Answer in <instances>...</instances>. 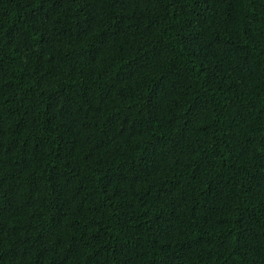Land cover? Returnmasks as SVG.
Here are the masks:
<instances>
[{"label": "trees", "instance_id": "trees-1", "mask_svg": "<svg viewBox=\"0 0 264 264\" xmlns=\"http://www.w3.org/2000/svg\"><path fill=\"white\" fill-rule=\"evenodd\" d=\"M0 264H264V0H0Z\"/></svg>", "mask_w": 264, "mask_h": 264}]
</instances>
